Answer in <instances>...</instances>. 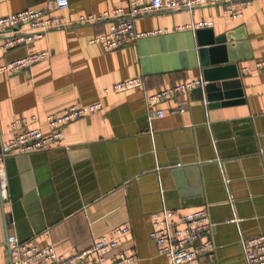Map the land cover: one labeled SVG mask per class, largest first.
Listing matches in <instances>:
<instances>
[{"label": "crops", "instance_id": "0c3cea01", "mask_svg": "<svg viewBox=\"0 0 264 264\" xmlns=\"http://www.w3.org/2000/svg\"><path fill=\"white\" fill-rule=\"evenodd\" d=\"M49 0H0V15L42 7ZM132 0H69L60 15H98L127 7ZM212 19L213 36L229 35L226 64L237 77L209 106L204 86L149 104L147 97L171 85L202 77L193 66L192 29L182 41L167 34L138 38L105 49L89 38L110 21L75 23L47 31L31 42L4 50L0 63L27 52L49 49L46 59L12 73L0 72V142L19 127L39 126L49 113L95 101L102 108L63 127L64 143L5 157L7 197L0 201V264L8 260L7 234L35 237L57 252L89 247L116 226L127 225L120 248L135 252L132 264H168L149 237L150 213L161 208L187 211L205 207L213 224L214 249L193 264H247L245 239L264 232V0H252L232 17L222 4L149 13L134 19L135 29L168 27ZM221 68L223 65L221 64ZM228 71V69H226ZM141 75L139 86L104 91L116 81ZM211 95H213L211 93ZM228 95V97H224ZM211 97V96H210ZM184 107L172 113V107ZM163 114L157 115L156 110ZM31 115L35 118H29ZM1 198V197H0Z\"/></svg>", "mask_w": 264, "mask_h": 264}, {"label": "built area", "instance_id": "2783aa9c", "mask_svg": "<svg viewBox=\"0 0 264 264\" xmlns=\"http://www.w3.org/2000/svg\"><path fill=\"white\" fill-rule=\"evenodd\" d=\"M252 0H132L127 7L117 6L94 15L80 14L75 19L60 15L59 11L69 5V0H49L42 7L25 8L0 15V35L5 36L1 47L4 50L21 43H28L41 37L47 31L73 25L75 23L108 19L105 31L89 38L90 42H98L105 49H114L138 38L167 34L171 31L196 29L213 25L212 19L191 21L168 27L147 30L135 29L134 19L149 13L173 11L176 9H192L207 4H222L223 11L238 17L242 8ZM49 49L27 52L12 60L0 63V72L12 73L29 68L32 64L46 59ZM257 69H264V56L254 60ZM206 81L196 77L162 90L147 97L149 104H155L180 93L189 92L203 86ZM141 75L116 81L104 91H121L141 85ZM102 108L100 101L82 105H69L59 112L49 113L45 122L50 128L44 133L39 126L19 127L26 117L14 119L10 126L16 130L7 140L0 142V189L3 197H7V177L4 159L16 153H30L47 148L67 146L64 143L63 127L68 122L87 113ZM184 107H172V113L181 112ZM157 115L163 110L157 109ZM33 119L35 116L31 115ZM149 237L156 246L157 253L166 257L168 264H193L201 254L214 249V242L209 236L212 226L209 212L205 207H197L187 211H176L161 208L150 213ZM127 225L116 226L96 237L89 247L72 249L67 253L57 252L52 244L41 245L35 237L21 239L16 231L7 234L8 260L3 264H132L138 260L135 252L126 253L120 248L128 237ZM244 256L247 264H264V232L249 237L244 241Z\"/></svg>", "mask_w": 264, "mask_h": 264}, {"label": "water", "instance_id": "95a60500", "mask_svg": "<svg viewBox=\"0 0 264 264\" xmlns=\"http://www.w3.org/2000/svg\"><path fill=\"white\" fill-rule=\"evenodd\" d=\"M191 31L193 37H191V44L188 48L195 52L196 60L193 66L201 68L202 78L206 81L204 89L210 94L208 95L209 106H216L218 103L215 101L216 97H214V94L217 92V96H220L223 90H227L230 86V83H227L225 79L237 77L238 75L236 64H226L229 62L230 57L228 56L227 45L225 43L233 38L226 34L213 36L211 30L205 28H196ZM183 36L184 34L181 32L167 34V37H172L171 39H173L175 45L174 48H178L174 40L177 38V41L180 42ZM221 64H225L223 68H221ZM224 97L227 98L228 95H224ZM0 197L3 205L4 197L2 196L1 189ZM210 220L213 223L211 217Z\"/></svg>", "mask_w": 264, "mask_h": 264}]
</instances>
